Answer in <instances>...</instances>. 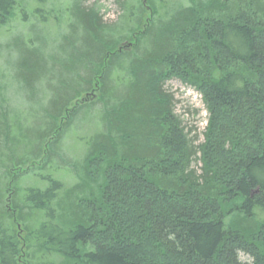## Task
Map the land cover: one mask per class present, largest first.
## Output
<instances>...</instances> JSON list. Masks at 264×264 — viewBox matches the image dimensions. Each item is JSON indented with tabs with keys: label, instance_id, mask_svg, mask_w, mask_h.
Segmentation results:
<instances>
[{
	"label": "trees",
	"instance_id": "trees-1",
	"mask_svg": "<svg viewBox=\"0 0 264 264\" xmlns=\"http://www.w3.org/2000/svg\"><path fill=\"white\" fill-rule=\"evenodd\" d=\"M154 1L123 0L105 22L70 0L51 40L37 8L0 0V26L29 24L2 61L0 264H264V0L176 2L153 19ZM172 79L201 96V143L173 113Z\"/></svg>",
	"mask_w": 264,
	"mask_h": 264
},
{
	"label": "rangeland",
	"instance_id": "rangeland-1",
	"mask_svg": "<svg viewBox=\"0 0 264 264\" xmlns=\"http://www.w3.org/2000/svg\"><path fill=\"white\" fill-rule=\"evenodd\" d=\"M17 4H25V8H28V11H32L37 8L39 13L46 16V25L44 30L46 31L48 39L53 40L55 36L61 33L65 26L66 14L62 11L68 8L70 0H15ZM121 1L118 0H85L87 4H95L96 10L99 11V15L103 18L105 22H113L120 16L123 12L121 7ZM127 4V8L131 6H136L137 3H141L144 0H124ZM179 3L181 5L187 6L189 4L188 0H155L154 5L156 9L159 7L160 12L157 9L158 15L155 14L153 19L162 18L165 14V11L169 6ZM149 14L145 13V18H148ZM18 18V17H17ZM32 19V17H31ZM34 22V19H32ZM19 24V25H18ZM39 25V24H37ZM29 24H21L19 19L16 23L9 22L3 26H0V94L4 89L3 77H4V68H3V58L7 55V50L5 48V42L10 40V38L16 35V32H26V28ZM39 32H42L39 30ZM164 89L171 95L173 113L178 118L182 129L187 134L188 138L194 141V145L201 143L203 140L202 132L206 126L207 122V113L204 109L203 103L201 101V96L191 87L181 83L179 80L172 79L167 81L164 85ZM84 95V94H83ZM83 97V96H82ZM99 104L93 107V110L89 111L86 114L78 127V132L73 134L68 138L69 142L67 149H69L70 155L81 156L84 154V146L78 143V138L83 139L84 137L90 136L93 132L96 131V122H97V109ZM76 135V138H75ZM191 166L198 170L199 163L196 164L194 161ZM63 181L66 184L70 182L69 177H64ZM30 185V180L28 178H23L19 185V189H23L26 186ZM11 196V195H9ZM8 197V196H6ZM2 208L9 207L10 211L7 209L8 215L11 216L15 213L11 211V204L6 205V201L1 205ZM13 209V208H12ZM10 222L13 224L14 229L17 232V235L20 236V230L16 226V223L12 220ZM10 224V225H12ZM242 260L249 262V259L246 256L241 255Z\"/></svg>",
	"mask_w": 264,
	"mask_h": 264
},
{
	"label": "water",
	"instance_id": "water-1",
	"mask_svg": "<svg viewBox=\"0 0 264 264\" xmlns=\"http://www.w3.org/2000/svg\"><path fill=\"white\" fill-rule=\"evenodd\" d=\"M87 98V97H86ZM85 100V99H84ZM80 102H83V100H80Z\"/></svg>",
	"mask_w": 264,
	"mask_h": 264
}]
</instances>
